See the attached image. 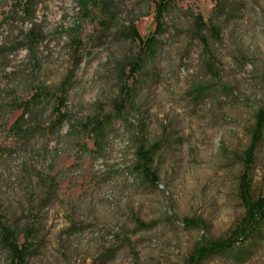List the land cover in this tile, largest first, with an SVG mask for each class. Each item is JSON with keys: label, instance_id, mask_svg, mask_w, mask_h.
<instances>
[{"label": "rangeland", "instance_id": "rangeland-1", "mask_svg": "<svg viewBox=\"0 0 264 264\" xmlns=\"http://www.w3.org/2000/svg\"><path fill=\"white\" fill-rule=\"evenodd\" d=\"M107 2L86 13L76 0H40L24 22L0 0V222L28 239L27 264H185L244 215L239 176L264 104V0H224L220 18L216 0H175L128 96L118 70L139 41L127 32L132 21L144 38L155 31L156 0ZM196 13L220 25L209 52L193 35ZM33 29L42 37L29 46ZM140 146L156 149L157 184L135 168ZM263 179L264 140L254 195ZM10 260L0 243V264ZM204 264H264V240L246 261Z\"/></svg>", "mask_w": 264, "mask_h": 264}, {"label": "trees", "instance_id": "trees-1", "mask_svg": "<svg viewBox=\"0 0 264 264\" xmlns=\"http://www.w3.org/2000/svg\"><path fill=\"white\" fill-rule=\"evenodd\" d=\"M10 13L13 16H20L26 22H31L36 14L40 0H11ZM77 4L86 13L90 12L96 5L106 6L107 0H76ZM175 0H156L155 12L157 26L155 31L148 37H142L138 32L135 22H131L127 36L132 40L139 41L138 49L126 60L122 61L119 73L122 77L121 90L123 95H130L134 84L137 82L138 74L154 60L158 47V36L165 31V15L172 8ZM225 11L224 0H216L213 10V18H220ZM193 35L201 41L205 52H209V38L220 37V25L212 19L207 21L201 13L193 15ZM41 34L30 31L27 39L29 46L38 44L41 41ZM129 69V72H126ZM127 73V74H126ZM119 108L123 107L122 102L118 103ZM62 120V119H61ZM81 125V124H79ZM87 127V122L81 126ZM73 129L75 127L73 126ZM264 140V104L258 108L255 114V123L251 129V141L243 156V169L239 176L238 198L244 209L243 217L238 221L234 229L227 237L208 240L201 244L192 253L185 264H204L205 259L210 256L233 255L236 259L243 262L250 256L251 250L264 240V179L263 188L258 195L253 193V169L257 159V152ZM102 143H100V146ZM156 149L140 146L136 152L135 168L142 175L149 179L153 184H157L158 176L152 168ZM187 224L192 223L186 219ZM151 226L153 224H150ZM20 232L18 229L0 222V243L11 258L10 264H27L29 257V241L26 239L22 244L19 243Z\"/></svg>", "mask_w": 264, "mask_h": 264}]
</instances>
